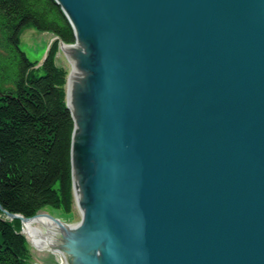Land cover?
Segmentation results:
<instances>
[{
    "label": "water",
    "instance_id": "1",
    "mask_svg": "<svg viewBox=\"0 0 264 264\" xmlns=\"http://www.w3.org/2000/svg\"><path fill=\"white\" fill-rule=\"evenodd\" d=\"M55 2L77 221L6 218L55 264H264V0Z\"/></svg>",
    "mask_w": 264,
    "mask_h": 264
},
{
    "label": "trees",
    "instance_id": "2",
    "mask_svg": "<svg viewBox=\"0 0 264 264\" xmlns=\"http://www.w3.org/2000/svg\"><path fill=\"white\" fill-rule=\"evenodd\" d=\"M57 38L41 64L20 48L23 31ZM75 43L55 0H0V206L32 218L45 209L71 214V139L66 106L68 72L56 62L59 42ZM20 220L0 210V264H27L30 249Z\"/></svg>",
    "mask_w": 264,
    "mask_h": 264
},
{
    "label": "rangeland",
    "instance_id": "3",
    "mask_svg": "<svg viewBox=\"0 0 264 264\" xmlns=\"http://www.w3.org/2000/svg\"><path fill=\"white\" fill-rule=\"evenodd\" d=\"M52 38H53L52 35H49L46 33H40L34 29H27L23 31L21 34L20 48L26 54V56L28 57L30 61L40 63L44 59L47 45H48V50H49V47L52 43V40H51ZM49 41L50 43L48 44ZM61 57H59V59L63 62V64L59 66L64 67L69 74L70 73L69 62L66 59L64 54H61ZM43 211L53 217L59 216L58 210L47 208ZM60 212L63 213L62 211ZM75 221H77V218H76L74 209L72 208L71 222H75ZM27 242H28V247L30 249V255H31L30 261L27 264H35V263L36 264H55L56 255H53L47 251H40L36 249L28 239H27Z\"/></svg>",
    "mask_w": 264,
    "mask_h": 264
},
{
    "label": "bare ground",
    "instance_id": "4",
    "mask_svg": "<svg viewBox=\"0 0 264 264\" xmlns=\"http://www.w3.org/2000/svg\"><path fill=\"white\" fill-rule=\"evenodd\" d=\"M29 241L32 243V245L34 247H37V248H43L45 245H48V244H42V243H39V242H36V241H31V240H29Z\"/></svg>",
    "mask_w": 264,
    "mask_h": 264
}]
</instances>
